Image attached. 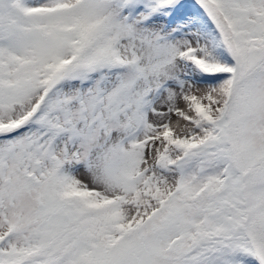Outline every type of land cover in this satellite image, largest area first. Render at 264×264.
I'll return each mask as SVG.
<instances>
[{"label":"snow or ice","instance_id":"snow-or-ice-1","mask_svg":"<svg viewBox=\"0 0 264 264\" xmlns=\"http://www.w3.org/2000/svg\"><path fill=\"white\" fill-rule=\"evenodd\" d=\"M0 264H264V0H0Z\"/></svg>","mask_w":264,"mask_h":264}]
</instances>
